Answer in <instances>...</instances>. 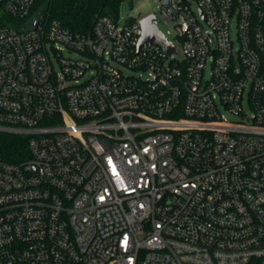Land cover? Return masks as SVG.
I'll list each match as a JSON object with an SVG mask.
<instances>
[{
	"label": "built area",
	"instance_id": "obj_1",
	"mask_svg": "<svg viewBox=\"0 0 264 264\" xmlns=\"http://www.w3.org/2000/svg\"><path fill=\"white\" fill-rule=\"evenodd\" d=\"M36 3L0 0V264H264V0H157L171 53Z\"/></svg>",
	"mask_w": 264,
	"mask_h": 264
},
{
	"label": "trees",
	"instance_id": "obj_2",
	"mask_svg": "<svg viewBox=\"0 0 264 264\" xmlns=\"http://www.w3.org/2000/svg\"><path fill=\"white\" fill-rule=\"evenodd\" d=\"M122 0H89L86 6L84 0H37L36 8L49 18L60 20L64 25L75 31L86 32L92 27L94 16L98 13L116 12ZM8 18L0 16V26ZM5 155L11 161H17L15 152L22 148L20 138L5 137ZM24 145V144H23Z\"/></svg>",
	"mask_w": 264,
	"mask_h": 264
},
{
	"label": "rangeland",
	"instance_id": "obj_3",
	"mask_svg": "<svg viewBox=\"0 0 264 264\" xmlns=\"http://www.w3.org/2000/svg\"><path fill=\"white\" fill-rule=\"evenodd\" d=\"M156 5L157 0H122L118 9L119 22L123 24L130 16L137 18L151 13L156 10ZM158 24L159 28L163 30L170 39H174V28L170 24L162 20H159ZM168 30H170L169 33Z\"/></svg>",
	"mask_w": 264,
	"mask_h": 264
},
{
	"label": "water",
	"instance_id": "obj_4",
	"mask_svg": "<svg viewBox=\"0 0 264 264\" xmlns=\"http://www.w3.org/2000/svg\"><path fill=\"white\" fill-rule=\"evenodd\" d=\"M86 3V6H89V0H84ZM153 19H155L154 14H149L147 16H144L141 19V25L143 27V35L140 40V44L145 41H151L156 44H159L163 47V49L171 53L175 51V46L170 44L167 37L163 34V32L158 28V26L153 22ZM37 24V18L34 19L32 22L29 23V27H34Z\"/></svg>",
	"mask_w": 264,
	"mask_h": 264
}]
</instances>
